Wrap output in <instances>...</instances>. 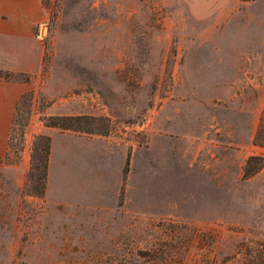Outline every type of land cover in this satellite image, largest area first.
Listing matches in <instances>:
<instances>
[{"label": "rangeland", "instance_id": "rangeland-1", "mask_svg": "<svg viewBox=\"0 0 264 264\" xmlns=\"http://www.w3.org/2000/svg\"><path fill=\"white\" fill-rule=\"evenodd\" d=\"M200 1L202 19L188 0H23L29 55L0 60V264H246L264 247V0Z\"/></svg>", "mask_w": 264, "mask_h": 264}, {"label": "crops", "instance_id": "crops-1", "mask_svg": "<svg viewBox=\"0 0 264 264\" xmlns=\"http://www.w3.org/2000/svg\"><path fill=\"white\" fill-rule=\"evenodd\" d=\"M10 1L9 7L5 10L0 9V60L15 59L23 64L29 55V50L25 46V27L29 12L24 10L23 0ZM188 4L193 17L202 19L209 15L201 1L188 0ZM223 5L225 4H220L221 7Z\"/></svg>", "mask_w": 264, "mask_h": 264}, {"label": "trees", "instance_id": "trees-1", "mask_svg": "<svg viewBox=\"0 0 264 264\" xmlns=\"http://www.w3.org/2000/svg\"><path fill=\"white\" fill-rule=\"evenodd\" d=\"M17 109V104L15 106ZM84 115H74V116H55V118L63 119H82ZM27 118L21 120V132L23 126L26 124ZM11 122H15L14 116H12ZM47 125H58L61 127H73L80 128L79 126L72 125L70 122H58L50 121L46 123ZM253 142L264 145V140L259 141L257 139V133L254 132L252 137ZM48 151H49V137L48 135L39 133L35 136L32 147L31 162L30 166L26 172V187L29 192L36 195H41L45 188V178L47 170V160H48ZM254 158H261L259 155H249L246 161ZM252 256L246 260V264H264V247L257 249V252L251 254ZM157 264H169L168 261H160Z\"/></svg>", "mask_w": 264, "mask_h": 264}]
</instances>
